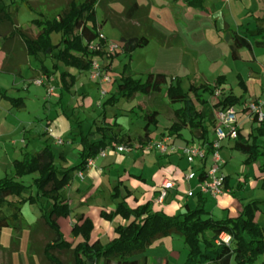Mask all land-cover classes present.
Instances as JSON below:
<instances>
[{
  "label": "trees",
  "instance_id": "1",
  "mask_svg": "<svg viewBox=\"0 0 264 264\" xmlns=\"http://www.w3.org/2000/svg\"><path fill=\"white\" fill-rule=\"evenodd\" d=\"M130 1L137 8L135 0H70L66 8L56 19H39L30 22L36 30L35 37H29L26 30L18 24L19 5L15 6L0 0V40L2 48L15 37L21 41L26 58H31L41 66V72L51 77L44 65V59H53L56 64L53 69L58 70L59 65L73 69L80 73L90 72L93 59L103 56L101 53L92 52L88 44L98 39V32L103 24L108 21L112 10L108 7L110 2ZM205 0H185L188 7L203 10ZM29 11H32L31 1H25ZM103 12V20L99 22L97 11ZM146 18L144 24L141 20V35H124L120 42L123 44L122 53L131 60L133 53L143 49L151 41H156L162 46L172 47L176 43L173 37H166L154 29L148 19V9H139V13L125 8L122 16L126 18ZM136 17H132V16ZM258 31L264 32V20L257 21ZM139 28V29H140ZM232 44L230 46L231 58L239 60L242 49L252 50L253 46L264 48V41L254 45L236 31H229ZM59 35L57 43L53 36ZM117 52L109 56L110 69ZM0 73L20 76L21 71H8L3 67ZM62 94L70 91L74 85L75 76L63 72L60 77ZM183 77H169L164 74L150 73L141 79H136L128 65L121 73V84L117 86L116 94L111 96L103 105H113L119 98L132 99L141 94L147 97L158 96L166 99L173 107L172 125L167 129L168 136L183 138V133L188 131L193 139L201 143H210L211 130L216 127L215 110L230 108L239 105L243 96L237 97L232 93L224 94L216 106H211L205 95L214 96L225 84V77L220 76L214 84L191 82L189 90L185 91ZM243 86V81L239 80ZM164 92V96L162 93ZM3 95H5L3 93ZM18 109H23L22 99L8 98ZM159 111L148 112L144 116L145 135L141 141H149L152 134L151 127H157ZM263 126L259 129L262 130ZM257 137L250 141L238 130V138L233 149L246 155L245 166L259 164V171L264 173V146L256 142ZM131 136L123 132L117 122L109 123L105 119V112L97 124L96 130H90L82 136V149L79 152L80 163L71 168H61L55 164V154L49 141L46 140L40 152L31 154L25 152L22 159L13 163V174L0 179V239L4 228L12 230L11 251L18 250L21 244V234L24 226L22 208L26 204L36 205L40 211V219L35 224L33 231L29 232V241L41 228H47L52 238L46 249V264H146L145 254L156 241L177 236L181 238L188 248L185 264H258L260 256L264 255V227L255 222L258 212L264 213V200L254 201L243 207L241 214L236 218L214 219L208 216L205 209L207 197L200 192L194 208L185 206L179 214L170 216L163 211H154L152 202L148 201L135 208L130 207L127 199L131 192L126 191L125 197L115 205L111 211L101 210L100 217L103 221L113 224L114 237L107 244L94 238L95 226L91 218L85 214L76 215V223L71 228L74 238L82 241L76 245L71 244L64 237L59 224L60 219L71 216L69 200L64 196V190L70 186L75 175L87 170V162L96 158L102 151L114 145H131ZM211 152V148H209ZM37 174L31 184L22 179ZM200 175V181L205 179ZM226 180V179H225ZM264 189V184L262 185ZM119 219V223L115 220ZM222 234L230 237L227 244L220 240ZM29 245V244H28ZM30 247V245H29ZM9 248V250H10ZM31 248V247H30ZM6 250L0 243V251ZM15 252V251H12ZM69 253L71 258L65 262L52 253ZM259 264H264L261 262Z\"/></svg>",
  "mask_w": 264,
  "mask_h": 264
},
{
  "label": "crops",
  "instance_id": "2",
  "mask_svg": "<svg viewBox=\"0 0 264 264\" xmlns=\"http://www.w3.org/2000/svg\"><path fill=\"white\" fill-rule=\"evenodd\" d=\"M135 1L137 3V8L148 9V19L154 29H156L158 32L162 33L166 37H173L176 41L175 42L176 44L172 47L162 46L157 42L159 44V47H158V53H157L158 58L156 59V64L148 68L146 72L144 73L142 72L143 73L142 76L144 77L150 73H157V74H164L166 76L174 78V77H181L180 75L185 76V73H192L194 71L198 73L200 71V64H201L200 59L201 61L203 59V61L207 64V68H209L210 71L213 68L215 72L217 71L216 73H219L217 78L220 76L225 77V84L221 87V90L223 91L222 92L220 91L222 94L232 93L234 96L237 97L243 96L241 103L235 106L238 109L237 118H238L239 129L241 130L242 135L245 138L250 139V141L257 137L256 140L257 144L263 147L264 124H259L255 119L250 117L248 111L245 108L248 103L260 99L264 92V48L253 46L252 50L242 49L239 52L240 59L233 60L231 58V53H230V46L232 44V40L229 31L233 30L238 32L240 35L245 36L252 45H254L256 42L264 41V32L258 31L259 26L257 23V21L259 20H264V0H205L203 4L204 7L203 10L188 7L185 3V0H135ZM69 2L70 0H55V1L52 0L53 7H58V8L66 7ZM116 6H120L121 10H116L115 9ZM108 7L112 10V12L109 14L108 21L105 24H103L101 30L104 29L105 25L109 24L112 26L114 32L116 31L117 33L116 38L118 40L117 43L121 46V49L118 51V53L120 54V52H122V47H123V44L120 42L121 38L124 35H128V36L141 35L143 30L140 28V22L143 19L142 22L145 24L146 18L145 17L143 18L144 14H142V16H138L139 18H126L122 16V13L125 8L134 11V13H137V11L139 13V9L133 7L130 1H126L125 3L110 2L108 4ZM152 7L169 10V12L173 17V19L170 20L171 25L169 26L161 23L158 20H154L151 17ZM174 15L177 17H174ZM102 17H103V12H102ZM132 17H136V16L134 15ZM18 24L23 27V25H21L19 21ZM24 29L27 30L26 28ZM35 36L36 33L34 34V37ZM2 42L3 41L0 40V69L5 67V69H7L8 71L20 70L21 75L16 77H21L23 75V69L26 68L27 70L32 71V75L31 77L28 78L29 81L27 82V84H32L33 80L30 79L37 74V68L33 65L32 63L33 60L31 58L25 57L20 39L18 37H15L10 43H8L5 46V49L2 48ZM152 42H156V41L154 40L151 41L148 44V46ZM148 46H146L145 48H147ZM245 51H247L248 54L250 55L248 58L244 57ZM132 59H133V55L130 61H132ZM38 65L40 66L39 63ZM187 66H189L190 68H187ZM58 70L60 73L68 72L74 75L75 77L77 74V72L74 71L73 69L63 67V65H59ZM233 72L237 73L236 77L238 80L243 81V86L240 85L238 82V86L240 87L241 90V93L239 95H235L231 89L229 90L228 81L230 74ZM86 73L89 77V72ZM56 76L55 75L54 76L52 75L51 77L46 76L45 82L40 87H43L46 90L49 87L46 85V83H48V81L53 82V77L56 78ZM136 79H141V77ZM216 79L214 80V82L216 81ZM201 83H205V82H201ZM206 84H210V83H206ZM57 86H58L57 89H55L54 94L51 97H53L56 94L60 95L61 97L64 96V94H62V90L60 89L59 82H57ZM116 91L114 92L113 95L116 94ZM46 96L47 98H51L48 95L47 90H46ZM153 98L156 97L153 96ZM164 100L166 99L164 98L160 102H165ZM46 101L49 100L46 99ZM139 105H138V109L144 112L145 110H143ZM167 106L171 107L168 104V101H167ZM148 112H151L150 109ZM148 112L147 111L144 112V114L142 115L143 119L145 114ZM172 120H170L171 124L165 128L166 131L172 125ZM57 122L59 124H63V126H65L66 131L70 129L69 122L66 121L65 116H62L59 118V120L55 119V120H50V122H48V125L50 127H53L56 133H57V129L55 126ZM158 125H159V118H158ZM262 126H263L262 130L259 129ZM144 127L142 128L143 129L142 132L137 130L135 132V130H131V129H128V131H126L124 128H123V132L127 133L130 136L137 134V132H138L137 135L139 136L142 133L143 135H145ZM214 130L215 128L211 130L210 142L215 138ZM153 133L154 131H152L150 140H153V136H154ZM42 135L44 136V134ZM57 135H61V132L59 131ZM49 137L51 136L48 135L45 138L44 137L41 138L42 149L44 147L43 143L46 140L50 141L48 139ZM174 138L175 140H173ZM174 138L172 139L173 142L179 147H183L185 144H188L189 142L191 143L193 139L190 133H189V139L186 140L183 138H176V137ZM235 140H231V139L225 140L227 141V146H225L224 144L225 141H224L223 146L220 150V155L224 159V161L222 160L224 165L222 166L221 173L222 175L224 174L223 176L226 179L225 192L223 195L217 198L211 197L212 200L215 202V205L214 207H212V209L207 210L205 208L206 212L208 213V216L214 219L221 220L225 218H236L241 214L243 207L246 204H249L254 201H263L264 199L261 198L264 196V189L262 188V185L264 184V173H261L259 171L258 169L259 164L245 166L244 161L246 160V155L243 154L244 156L242 159L243 168H241L240 180L235 181L230 175L224 173V168L226 166L225 157L227 158V156H230L231 158L233 152H236V150L233 149ZM149 141L142 142L140 140L139 141L140 144H137V146H135L137 148L134 147L133 150H137L138 153L142 154L143 156L145 152L143 153L141 148L145 149ZM198 143H201V141H199ZM25 147H26L25 150H21L20 156L16 160L22 159L24 152H29L31 154H34L42 150V149L40 151L28 150L29 144L27 143L25 144ZM79 152L80 149L78 150V153ZM124 154L126 153L113 152L110 153L109 155L107 154L105 158L97 159L95 161V166L91 169L86 170L87 177H85L84 175V180H81L78 177V174H76L73 183L64 190V195H66L67 199L69 200V203L71 201L69 196L72 198L73 196H77L80 197L82 200H85L92 195L93 196L98 195L99 197V192H100L99 189L103 185V179H105L108 176L107 178L108 181L109 180L117 181L121 177L120 181H122V183L123 182L127 183L126 189L131 192V196L130 198L127 199V203L132 208H135L139 205H143L148 201H151L154 211H163L167 215L173 216L181 213L185 206H189L191 208H194L196 206V202H197L196 196L199 193L198 190V184L200 182L199 176L205 175L204 172L206 169H208L210 165V161L205 162L204 165L200 163H196L193 166L189 165L190 167H192V169H194L195 175L192 180L186 181L184 179V175L187 173L186 170H188L189 167L188 168L182 167L180 162H178L179 160L181 161L186 160L181 153H176L172 155H161L157 151L153 152V154H155L160 158L167 157L168 162L165 165L164 163L161 164L159 168L153 171V173L149 177L150 185H148L147 180L143 179V172L140 175L135 174L134 172L133 173L126 172L125 174L122 175L116 174L118 166L124 167L125 165L130 163V159L124 157ZM60 158L67 160L66 155L64 153L60 154ZM175 159L177 160L176 165H174ZM134 162L136 163V161ZM78 179L82 182L83 181L88 182V187L89 186L91 187L88 192L85 193L84 186L82 185H80V187L77 188L74 187V183ZM165 180L172 181L173 183H175L176 187L169 192V195L165 203L163 205H158L155 202V199L158 195V190L161 184ZM109 183L111 185L112 182ZM140 189H143L142 193L139 192ZM66 192H68L69 195H67ZM189 193H193V194L189 196ZM205 197L209 198V196H205ZM99 208L100 206H98V211ZM114 208H115V204L113 203L109 208H104L102 210L111 211ZM76 209L78 210L79 214H85L86 217L90 218V215L87 212L82 211L80 208H76ZM262 214L264 213L260 211L256 214L255 217V222H257L259 225H261L259 221L260 218H262L263 216ZM62 220L63 219L59 220L60 226L63 222ZM66 220H69V218H67ZM119 222H120L119 219L115 220V223H119ZM113 237H114L113 224L103 221L100 218V214L98 213V230L95 226L94 238H98L103 244H107L109 241L113 239ZM176 238L178 237L172 236L168 238H163L156 241L152 246H150V248L144 255L146 258V264H185L188 255V250L185 247L183 252L177 253L176 251H174L173 249L174 242L175 240H179ZM76 239H80V238H76Z\"/></svg>",
  "mask_w": 264,
  "mask_h": 264
},
{
  "label": "rangeland",
  "instance_id": "3",
  "mask_svg": "<svg viewBox=\"0 0 264 264\" xmlns=\"http://www.w3.org/2000/svg\"><path fill=\"white\" fill-rule=\"evenodd\" d=\"M6 1L9 4L16 2L15 6L19 5L18 21L24 28L27 29L26 33L31 37H34L36 30L31 27L29 24L30 22L39 19L40 15L48 20L56 19L66 8L53 7L52 0ZM25 1H31L32 11L28 10L27 6L24 4ZM115 9L121 10V7L116 6ZM151 17L154 20H158L169 26L171 25L170 20L173 19L169 10L159 9L156 7H152ZM174 17L177 16L174 15ZM97 18L99 22L102 21L103 17L101 10L97 11ZM102 33L111 42H118L116 38L117 33L116 31L114 32L111 25H105ZM58 41L59 36L54 35L53 42L57 43ZM158 47L159 44L157 42H152L147 48L138 49L133 54L132 61L129 60L128 56H125L122 52H120V57L116 58L112 62L109 70L106 69L111 81L102 85V87L100 86L99 81L92 80L88 77L87 73H80L76 71L77 74L74 80V85L69 92L67 90L64 91L63 97L56 94L53 97L50 96L51 98H47L46 90H48V88L45 90L43 87L37 86L33 83L35 80L46 78V76L40 71L38 63L33 59L32 63L37 68V74L30 79L33 80L32 84H27L29 81L28 78L32 75V71L27 70L26 68L23 69V75L21 77L0 73V179L13 174V163L19 158L21 150H25L26 143L29 144L28 150L40 151L42 149L41 138H45L48 135L51 136L48 139L50 140L49 144L51 145L52 151L56 157L55 164L61 168H71L78 165L80 163L78 150L82 149V136L88 134L90 130H96L97 124L100 123V118L102 117L103 112H105L106 121L112 123L117 121V124L126 131L131 129L135 130V132L136 130L142 132V128L145 125V121L142 118L144 112H148L149 109L151 112L159 111L161 114L159 117V125L157 127H151V130L154 131V136L153 140H150L147 145H149L150 142L153 144V142L156 143L165 137H169L165 128L171 124L170 120L173 118V109L179 108L180 105L168 107L167 100H164L165 102H160L161 100L158 99V96H155L156 98H151L140 94L132 99L119 98L117 103L103 107L104 103L114 94L117 86L121 84V73L125 65L130 67L136 78H143L142 74L146 72L148 68L156 64V59L158 58ZM249 56L248 52L245 51L244 57L248 58ZM108 61V59H104L98 63L103 68L104 66H108ZM44 62L47 69L50 70V72L55 73L53 76L57 75L56 78L53 77V82L48 81L46 85L57 89V82L61 83L60 77L63 72L60 73L59 70L53 69L56 64L55 60L49 58L44 59ZM200 63V71L198 73L194 71L192 73H185V76L180 75L182 78L184 77L186 79L182 85L185 91L189 90L191 82H205L213 84L214 80L217 78L219 74L216 73L217 71L215 72L213 68L210 71L203 59L202 61L200 59ZM187 68L190 67L187 66ZM236 76V72L231 73L228 84L229 90L231 89L235 95H239L241 90L238 86L239 80ZM102 89L107 92L104 97L101 95ZM3 93L5 95H3ZM223 95L224 94L221 92H217L214 96L210 97L205 95V97L209 100L212 106H216ZM160 96H164V92ZM8 98L22 99L21 104L24 105L25 108L18 109ZM45 98L49 101H46ZM138 105L145 111L143 112L138 109ZM62 116H65L66 121L69 122L70 129L66 131L65 126L57 122L55 126L57 133H59V131L61 132V135H57L54 128L48 125V122L55 119L59 120ZM48 129L51 130V134L47 133L46 130ZM42 134H44V136ZM137 134L131 135V146L133 148L137 146V144H140L139 141L144 136L143 133L140 136ZM182 137L185 140L189 139V132H184ZM55 138H61L65 142L64 145H58L55 142ZM170 138L173 139L174 137ZM173 140H175V138ZM196 142L198 143L199 141L196 139H192L191 141V143ZM173 144L175 143L173 142ZM224 144L227 146V141H225ZM141 149L143 153L145 152L143 156L138 153L137 150L124 154V157L130 159V163L124 167L118 166L116 174L122 175L126 172H134L135 174L140 175L143 172V179L147 180V184L150 185L149 177L153 171L159 168L161 164L164 163L165 165L168 162V159L167 157L160 158L153 154V152H156L155 149L151 151H147L143 148ZM106 151L108 155L111 153L109 150ZM63 153L66 155L67 160L60 158V154ZM243 157V154L238 151L233 152L231 158L230 156H227V158L225 157L226 166L224 168V173L230 175L235 181L240 180V172L241 168H243ZM222 160L224 161L223 158ZM134 161H136V163ZM176 161L177 160L175 159L174 165H176ZM223 161L221 166L224 165ZM178 162H180L182 167H189V169L186 170L187 173L195 175L194 169H191L186 160H179ZM204 164L205 163H203V165ZM83 174L87 177L86 171L83 172ZM36 176L37 174L27 176L22 180L27 184H31ZM107 178L108 176L103 179V185L99 189V197L98 195H92L87 199L82 200L77 196H73V198L69 196L71 199V216L69 217V220H62L61 230L65 239L71 244L76 245L81 239L74 238L71 235L70 229L76 222V215L79 214L76 208H80L82 211L87 212L90 215L94 226H96L98 230V213L100 214V210L109 208L113 203L116 205L125 197L127 183H122V181H120L121 177L117 181H108ZM109 182H112L111 185ZM80 185L84 186L85 193L91 188L90 186L88 187L87 181L82 182L79 179L76 180L74 187L77 188L80 187ZM142 191L143 189L139 190L140 193H142ZM66 194L69 195L68 192H66ZM64 196L66 197V195ZM261 198H264V196ZM214 205L215 202L212 198H207L205 208L210 210L214 207ZM98 206H100L99 211ZM22 214L24 216L25 224L22 229L21 244L18 250L14 248L12 251L15 252H12L10 248L12 230L10 228H4L1 232L0 243L6 250L0 251V264H46L47 260L45 258L46 253L44 250L46 249L45 247L47 246L49 240H51L52 234L47 228H41L34 234L33 239L29 241V232L36 229L35 224L39 221L41 214L36 205L30 204L24 205L22 208ZM262 215L263 216L260 218L259 223L264 226V214ZM176 239L179 240H175L174 242V251L177 253L183 252L186 245L181 238L178 237ZM186 249L188 250L187 247ZM52 254L55 257L59 256V258L65 262H68L71 258L69 253L60 254L53 252ZM263 261L264 255L259 257L257 263L259 264Z\"/></svg>",
  "mask_w": 264,
  "mask_h": 264
},
{
  "label": "built area",
  "instance_id": "4",
  "mask_svg": "<svg viewBox=\"0 0 264 264\" xmlns=\"http://www.w3.org/2000/svg\"><path fill=\"white\" fill-rule=\"evenodd\" d=\"M98 35V39L89 43L87 46L90 51L101 53L103 56H96L93 59L89 77L94 81H99V84L102 87V85L109 83L111 79L109 78L106 71L107 66L102 68L98 62H101L104 59L109 60L108 57L117 53L121 49V46L118 43L111 42L102 33V30H99ZM44 82L45 78L35 80L34 84L37 86H42ZM54 91V87H48L47 93L49 96H52ZM106 94L107 92L102 89V97L106 96ZM245 109L248 111L250 117L255 119L259 124H264V93L260 99L246 105ZM237 116L238 109L236 107L218 108L215 110V119L217 124L214 130L215 138L210 142V145L207 143L203 144L196 142L185 144L183 147H179L173 144L172 139L169 136L156 143H150L145 147V150L151 151L155 149L161 155L181 153L190 166H193L196 163L203 165V163L210 161L208 169H206L204 172L206 178L199 182L198 190L204 196L217 198L223 195L225 192V177L221 173L222 159L220 150L225 140H235L238 138L239 125ZM47 133L51 134V130L48 129ZM55 142L58 145H64L65 143L61 138H55ZM209 148H211V152ZM106 150H109L111 153H128L133 151V147L131 145H114ZM106 150L102 151L96 158L90 159L87 162V169L93 168L97 159L105 158L108 154ZM78 177L81 180H84L83 172L78 173ZM193 177L194 174L192 173H186L184 175V179L186 181L192 180ZM175 187V183L165 180L158 190V195L155 199V202L158 205H163L169 195V192ZM192 194L193 193H189V196ZM220 240L227 244L230 243V237L225 234L220 236Z\"/></svg>",
  "mask_w": 264,
  "mask_h": 264
}]
</instances>
